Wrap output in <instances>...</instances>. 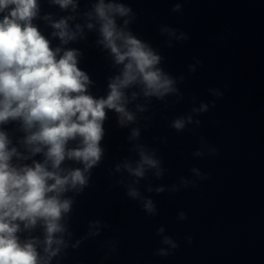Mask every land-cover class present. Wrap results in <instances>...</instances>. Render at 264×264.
<instances>
[{
    "label": "clouds",
    "instance_id": "9594fccd",
    "mask_svg": "<svg viewBox=\"0 0 264 264\" xmlns=\"http://www.w3.org/2000/svg\"><path fill=\"white\" fill-rule=\"evenodd\" d=\"M46 3L65 14L42 13V0H0V264H61L70 249H79L111 227L100 219L90 220L79 238L71 227L76 198L91 186L93 170L105 159L109 113L118 128L128 130L129 153L108 169L115 178L109 188L122 186L146 216L156 217L159 211L145 193H179L210 176L192 167V178L153 185L168 170L158 148L143 142L142 133L156 117L154 101L167 110L184 100L180 85L186 76L168 72L160 49L132 30L138 17L130 4L84 0L82 9L81 0ZM171 11L182 12V4L176 2ZM36 21L51 31L46 35ZM158 31L167 48L189 39L186 32L167 24H160ZM89 34H94V46L113 70L104 95L93 94L95 81L79 66L84 53L71 46L87 43ZM199 66L201 61L195 59L188 74ZM207 92L214 99L196 106L193 96L190 111L172 118L168 127L195 134L202 125L199 117L224 95L219 88ZM161 118L168 116L161 113ZM154 140L168 143L167 137ZM199 145L193 158L219 155L203 136ZM176 219L184 222L188 216L179 211ZM155 235L160 244L155 256L169 257L180 246L164 226ZM186 240L192 243L190 236ZM101 249H106L101 260H108L118 253L119 241L106 239Z\"/></svg>",
    "mask_w": 264,
    "mask_h": 264
}]
</instances>
